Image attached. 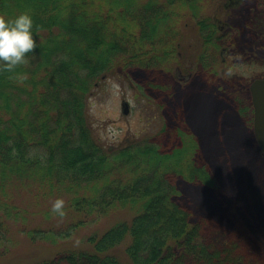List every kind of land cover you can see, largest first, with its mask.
I'll use <instances>...</instances> for the list:
<instances>
[{"label": "trees", "instance_id": "1", "mask_svg": "<svg viewBox=\"0 0 264 264\" xmlns=\"http://www.w3.org/2000/svg\"><path fill=\"white\" fill-rule=\"evenodd\" d=\"M207 5V0H0V12L32 14L37 39L25 63L12 71L0 69V232L11 231L12 216L21 217L27 240L51 242L47 253L31 264H239L247 260L241 244L232 240L222 249L204 232L209 220L237 229L244 199L264 197L260 184L264 155L252 131V105L246 98L237 99L240 105L235 109L225 92L230 86L219 71L220 65L227 67L220 56L227 43L224 27L210 13L201 15ZM194 32L203 51L192 55L185 38ZM196 64L206 73H216L215 101L233 107L230 122L244 125L254 147L247 161L240 163L237 194L226 202L216 198L220 203L216 210L221 211L212 214L210 209L212 216L198 223L179 202L178 180L205 185L210 194H214L210 188L220 189L217 165L198 151L205 128L214 122L218 134L220 118L229 115L224 107L210 115L203 110L199 126L188 116L195 105L190 98L183 102L176 97L183 88L173 79V69L188 72ZM156 71L172 74L181 89L165 92L155 83ZM17 74L28 78L21 82ZM150 74L154 78L144 81ZM121 75L139 80L136 86L143 96L152 98V93L163 100V122L155 133L108 146L93 131L88 98L104 78ZM13 183L19 188L35 186L37 206L67 194L66 214H57L60 218L55 221L48 205L39 213L41 223L30 226L28 209L17 207L7 195ZM109 214L114 219L81 243L65 241ZM261 225L264 229V221ZM252 230L260 241V230Z\"/></svg>", "mask_w": 264, "mask_h": 264}, {"label": "rangeland", "instance_id": "2", "mask_svg": "<svg viewBox=\"0 0 264 264\" xmlns=\"http://www.w3.org/2000/svg\"><path fill=\"white\" fill-rule=\"evenodd\" d=\"M245 1L248 2L249 0ZM207 4V7L204 8L201 15L204 16L207 15V13H210L211 16H214L215 19L219 20L221 28L223 26H230L229 28L231 29L234 28L230 40L235 42L237 39V33L235 25L233 24H237V19H239L238 16L235 17L234 12L232 13V11L229 12L228 18L223 16V12L226 9L223 0H207ZM259 10L260 13H264V7L260 6ZM240 29H242V34L240 33L238 39L239 46L241 47L239 48L237 45L238 48L236 47V49L238 50H230L231 54H233L234 57L238 56L241 62H238L236 68L232 69L230 72L224 71L225 74L223 75L224 82H226L225 85L230 86V89H227L225 92L226 94L228 93L227 95L230 97L231 103L235 109L237 105H240L237 99L243 100L247 98L246 93L242 92L238 87L250 82L253 77L262 74L258 63H261L260 60L254 59L258 63L256 64L255 62H246L243 58L249 59L247 56H249V52L251 51L258 52L259 49L257 46H259L261 42L264 45V29H262L260 39L256 41L257 45H251L248 47L245 46L246 44H244L241 39L247 28L240 25ZM185 43L189 45L188 52L192 55L197 54L200 50L203 51V43L199 35L195 32L193 35L185 38ZM208 54L209 52H207V55ZM220 56L221 59L225 57L224 53H221ZM256 56L264 58V51ZM214 58H216V56ZM214 61L213 64L216 65ZM199 65L200 64H196L193 70H189L192 71L193 74L189 71L185 72V74L181 73L178 70V67L173 69V73L175 72L174 74L177 78L185 80V77H187L190 79L186 86H182L184 91L179 90V95H176L175 92L174 94L176 97H180V100L183 102L184 99H192L195 106H193V108L190 107L188 116H190L193 123L198 126L202 125L201 123L204 121L201 115L203 110L205 112L207 111L210 115L214 110L224 107V112L228 114L229 117L224 114L223 117L220 118L218 134L216 133L217 128L214 122H212V124L210 123L207 128L203 126V128H205V132L203 133L204 139L202 140L200 150L198 151L200 155L205 153L208 157L212 158L213 163L217 165V168L219 169L218 179L222 180L219 184L220 189L210 188L212 191L211 193L214 192V194H210L208 190H206L205 185L200 183L182 184V182L178 180L179 188L182 191L179 202L183 203L193 213L191 219H193V222L197 223L200 222L201 219H205L207 215L211 214L210 209H212V214L216 211H221L216 210L220 206V203L216 198H224L222 199V202H226L230 198V195L238 190V181L236 180V177L240 174V163H245L247 161V158L250 153L253 152L254 148L252 141L248 138L249 133L244 128V125L240 123V121V125H232L230 122V119L234 114L233 107L232 110H230L231 107H226V104L224 103L225 101H221V104L219 103L220 101H215L214 98H216L215 93L218 84V76H212L211 79H207L206 72L203 71L201 65ZM223 68L224 67L220 65L219 71L221 72ZM171 76L172 74L169 75L162 71H156L155 78V83L162 87L165 92H169L170 94L173 93L174 89H178V87L181 89L180 85L177 86L174 84L173 79L175 78H173L174 76ZM151 78H154L153 74H150V76L144 81H150ZM138 81L134 78H131L130 80L126 79V77L124 78L122 75L121 77H106L101 81L95 92H93L88 98L87 110L93 131H95L99 139L108 146L117 145L121 141L125 142L127 139L138 138L155 133L159 130V127L163 122L161 114V110L164 107L163 100L159 99L158 96L157 98L156 96L154 97L152 93H150L152 98L143 96V92L141 93L139 90L140 88L136 86V84L139 83ZM140 82L141 84L143 83L142 81ZM158 93L163 95L161 91H158ZM124 100L129 101L131 108L130 112L126 115L123 114L121 108ZM226 102L230 104L228 100ZM159 104H162V107L159 106ZM226 123H231V125L229 126ZM244 143H247L249 147H244L243 145H246ZM260 176L263 177V182L261 181L262 183L260 184L264 187V170ZM231 177L235 179H232ZM17 186L18 184L13 183L11 186L12 189H8L7 195L14 198V203L17 207H25L28 209L27 212L30 219V226H35V224L41 223L42 218H40V211L48 208V205L52 206L56 196L48 198L45 203L46 206H37L35 197L37 188L35 186H20V188ZM262 192L264 194V191ZM59 196L60 197L57 198H63L65 201L66 198L68 199L67 194H61ZM253 198L255 199L251 200L246 198L244 199V202L241 203L244 212L243 214L242 212L239 213L241 216V225H239L237 229L218 226L213 220L206 221V223L211 224L207 225L206 231L204 232L208 239L218 245V247L225 249L232 240L241 244L240 248L244 250L245 255L248 256V258L244 262L239 261V264H264V229L261 225L264 221V197H261L260 199L259 197L256 198L253 196ZM122 216L128 217L129 215ZM51 218L56 221V219H59L60 217L57 214L55 215L54 213H51ZM113 219L114 215L109 214V216H104L99 221L90 222L89 225H87L88 228L86 227L78 230V232H75L74 235L65 241L71 240V242L79 244L93 230L105 227L106 224ZM21 220V217L16 218L12 216V221L9 225L11 231L0 232V264L34 263L37 262L36 260L39 256L47 253V250L51 247V242L48 240L44 241L39 238H36L35 241L27 240L21 228ZM206 223H204V225H206ZM65 224L66 223L64 222L59 225L63 227ZM249 226H251V229ZM252 228L257 231L260 230V233L262 234V239L260 241L258 239V234L256 235L253 233ZM245 229L248 231H244Z\"/></svg>", "mask_w": 264, "mask_h": 264}, {"label": "flooded vegetation", "instance_id": "3", "mask_svg": "<svg viewBox=\"0 0 264 264\" xmlns=\"http://www.w3.org/2000/svg\"><path fill=\"white\" fill-rule=\"evenodd\" d=\"M223 2H225L224 6H225V10H224V17L228 18L229 16V12L232 11V13L234 12L235 17L238 16L239 19H237V24H233L235 25V29H236V33H237V39L236 41L232 42L230 40V36L231 34H233L232 32L234 31V28H229L230 26H223V33H224V40H225V45H223V49L222 51H224V55L225 57L223 58L224 63L227 65L226 70L223 69L224 71L230 72L232 69L236 68V65L238 62H241V60L238 58V56L234 57L233 54H231V50H238L236 49V47L238 48L239 46V39L238 37L240 36V33L242 34V29H240V25H242V27H246L247 30L245 31V34L243 35V37L241 38L243 43L246 44L245 46H251V45H257L256 41H258L261 37V33H262V29L264 26V13H260L259 11V7H264V0H249L248 2L245 0H223ZM242 5V6H241ZM239 23V24H238ZM229 31H228V28ZM232 45V46H231ZM238 45V46H237ZM241 46H239L240 48ZM258 47V52L257 51H251L249 52V56H247V58L249 59H245L243 58V60H246V62H255L256 64L259 63L260 66V70L262 72L261 75L259 76H255L252 78V80L254 79H263L264 78V58L260 57V56H256L257 54L261 53L262 51H264V45L262 44V42L259 44ZM231 49V50H230ZM242 58V57H241ZM260 60V62H256L255 60ZM210 68V67H209ZM181 73L185 72L182 69H178ZM222 70V72H224ZM191 74H193L192 71H189ZM175 73V72H174ZM225 73V72H224ZM190 74V75H191ZM192 76V75H191ZM212 76L216 77V73L210 71L209 73H206V77L207 79H211ZM174 78L177 82H179L182 86L183 85H187V83L189 82L187 77H185V80L177 78V76L174 75ZM252 80H250V82L246 83V84H242L241 87H238L242 92L246 93V99L248 103H251L252 105V113L253 111V103H252V92L250 90V85L253 82ZM253 118H254V113H253ZM253 121V119H252Z\"/></svg>", "mask_w": 264, "mask_h": 264}, {"label": "clouds", "instance_id": "4", "mask_svg": "<svg viewBox=\"0 0 264 264\" xmlns=\"http://www.w3.org/2000/svg\"><path fill=\"white\" fill-rule=\"evenodd\" d=\"M34 19L30 12H20L11 16L0 12V69L14 70L26 62V54L37 47L36 35L33 32ZM19 81L27 80V74H17ZM51 211L63 217L66 214L65 200L57 198Z\"/></svg>", "mask_w": 264, "mask_h": 264}, {"label": "water", "instance_id": "5", "mask_svg": "<svg viewBox=\"0 0 264 264\" xmlns=\"http://www.w3.org/2000/svg\"><path fill=\"white\" fill-rule=\"evenodd\" d=\"M252 92V103L254 106L253 133L255 134L257 145L261 153L264 154V78L255 79L250 86ZM123 113H129V102L123 101Z\"/></svg>", "mask_w": 264, "mask_h": 264}]
</instances>
